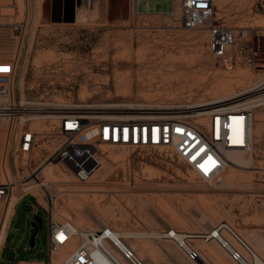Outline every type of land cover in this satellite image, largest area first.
<instances>
[{
  "label": "rangeland",
  "instance_id": "rangeland-1",
  "mask_svg": "<svg viewBox=\"0 0 264 264\" xmlns=\"http://www.w3.org/2000/svg\"><path fill=\"white\" fill-rule=\"evenodd\" d=\"M139 1L140 14L153 15L132 17L130 0H75L74 21L65 22L55 16L56 0H27L22 8L29 19L19 45L16 101L125 117L131 109L215 102L261 81L249 69H224L210 52L207 29L183 32L167 16L154 15L170 13L174 0ZM216 6V19L227 27L264 29V0H227L223 10L216 0ZM23 20L21 15L17 22ZM17 48L13 44L6 51L14 57ZM253 114L251 149L228 154L230 167L218 183L197 180L171 157L105 147L102 169L88 184H79L59 165H44L42 174L46 181L51 173L58 177L51 184L64 190L57 209L66 211L83 230H91L93 223L67 204L96 213L110 209L114 217L101 218L111 229L142 235L163 234L167 228L206 235L210 227L227 223L264 259V106ZM8 131V123L1 121L0 183L6 182L1 168ZM16 143L17 133L10 162L19 181ZM60 144L42 142L35 166L43 165ZM22 197L18 191L17 198ZM49 227L48 212L32 195L25 197L16 208L1 264L48 261ZM126 243L146 264H191L171 240ZM192 245L209 264H234L216 243L198 240Z\"/></svg>",
  "mask_w": 264,
  "mask_h": 264
},
{
  "label": "built area",
  "instance_id": "built-area-1",
  "mask_svg": "<svg viewBox=\"0 0 264 264\" xmlns=\"http://www.w3.org/2000/svg\"><path fill=\"white\" fill-rule=\"evenodd\" d=\"M130 4L134 18L153 15L140 14L139 0H130ZM5 11L13 14H3ZM21 15L24 20L18 23ZM164 16L183 32L207 29L210 52L224 69H249L261 81L250 92H240L227 102L138 108L132 115L118 117L103 110L91 114L15 102L18 58L0 61V122L8 123L10 135L17 133L14 166L19 176L16 183H0V264L16 208L29 195L49 214V259L19 264H146L131 248L121 246L122 240L111 228L79 230L71 220L57 219L59 193L45 185L41 166H35L42 142L50 146L61 143L44 164L60 165L79 184H88L102 169L100 154L104 147L174 158L197 180L208 183L223 179L230 167V152L251 149L255 109L248 100L254 95L264 97V29L221 24L216 19V0H174L172 11ZM28 19L27 9L20 8L19 0H0V29L14 32L19 43ZM18 191L23 197L16 202ZM203 240L216 243L234 264H263L256 251L227 223L215 226L211 234L203 235ZM185 243L187 239L177 248L189 263H198L199 253L187 249Z\"/></svg>",
  "mask_w": 264,
  "mask_h": 264
},
{
  "label": "bare ground",
  "instance_id": "bare-ground-1",
  "mask_svg": "<svg viewBox=\"0 0 264 264\" xmlns=\"http://www.w3.org/2000/svg\"><path fill=\"white\" fill-rule=\"evenodd\" d=\"M26 2H27V0H20L19 1L20 8H23L24 3H26ZM226 5H227V0H220V8H221V10H223ZM8 12H11V11H8ZM28 15H29V13H28ZM255 86L256 85H254L253 87L248 88L246 91L250 92V90H252ZM231 92H232V90H228L227 93L229 94ZM234 96H235V94L234 95H228V96H226L224 98L217 99L215 102H210V103L211 104H218V103L227 102L228 100H230ZM13 99H14L15 102H17L16 101V97H15V92H14V95H13ZM249 101H250L249 105H251V107L253 109L261 108L262 106H264V97L263 96L255 95L254 96V99H250ZM19 102H22L23 104H25L28 101H26L25 99L22 98V99L19 100ZM206 103H208V102H206ZM130 111H133V109H131ZM83 115L87 116V115H90V114L89 113H84ZM111 116H116V115L111 114ZM9 134H10V131H9ZM13 135H14V133H12L11 135H7V137H6V146H7L8 140H9V136H10V141H12L13 140ZM234 151H247V150H234ZM44 165H48V166L49 165H53L54 167L55 166H58L56 164H43V165H41V168H40V170H41L42 173L44 172L42 170V168H43ZM47 168L48 167H45L44 170H46ZM51 171H52V169H49V172L50 173H51ZM1 173H2V176L4 177V180L12 181V182H15V183L17 182L16 181L17 178L14 179L15 178L14 177L15 174H14L12 168H11L10 152H6L5 155H4V157H3V165H2V168H1ZM71 176L73 177L72 174H71ZM42 177L44 179L45 185H48V186H51V184L55 180L58 179V177H56L53 173H51V177L50 178H47V181L45 180L43 174H42ZM56 190L59 193V197H60V194L64 193V190L63 191H59V189H56ZM15 201L17 202L18 201V198L15 199ZM57 205H58V203H57ZM67 205H68L67 208L69 210L78 211L79 213H82L83 216H85L86 218H89L91 220V222L93 223V226H94L93 228L91 227V230H97V229H101L103 227L110 228V226L108 224H106L102 220V218H101L102 216H104L106 218H113L114 217V214H113V211H111L110 209L100 210L99 213H96V212H90L89 210L87 211V209H85L84 207H81L79 205L76 208L75 207H72L69 204H67ZM12 215H13V211L11 212V216ZM57 215L60 218H66V219L70 220L69 219V214L66 211H61L60 212L57 209ZM75 227L77 229H79V230H83V229H81V226H79V225H75ZM213 229H214L213 227H210L208 234H211L212 231H213ZM114 234H115V237H117V238H119V239L122 240L121 241V246L122 247H127V248H131L126 243V240L127 239H141V238L165 239V240H171V241H173L174 243H176V246H177L178 243H182L184 240L187 239V243H185V244H187L186 245L187 249H190V247L194 249V247L192 245V243L194 241L203 240V235H190V234H185V233L182 234L181 232H176L175 230H173L171 228H167L166 231L163 234L142 235V234L126 233V232H117V231H114ZM131 249L133 250V248H131ZM258 257H259V261L264 264V259L262 257H260L259 255H258ZM199 262L201 264H209V262L205 258H203L202 256H200V261Z\"/></svg>",
  "mask_w": 264,
  "mask_h": 264
},
{
  "label": "crops",
  "instance_id": "crops-1",
  "mask_svg": "<svg viewBox=\"0 0 264 264\" xmlns=\"http://www.w3.org/2000/svg\"><path fill=\"white\" fill-rule=\"evenodd\" d=\"M154 15H156V14H154ZM163 15H166V14H163ZM13 44L18 45L17 51L14 54V57L10 56L6 51L7 49L11 48V46ZM19 45H20V43L18 42V39H17L16 35L14 34V32H12L9 29H0V61H12L15 58H18ZM7 135H10L9 131H8ZM12 141H10V136H9L7 146L5 144L3 157H4L6 152H10V150H11L10 148L12 146ZM1 175H2V173H1Z\"/></svg>",
  "mask_w": 264,
  "mask_h": 264
},
{
  "label": "flooded vegetation",
  "instance_id": "flooded-vegetation-1",
  "mask_svg": "<svg viewBox=\"0 0 264 264\" xmlns=\"http://www.w3.org/2000/svg\"><path fill=\"white\" fill-rule=\"evenodd\" d=\"M55 16L65 22H73L75 18V0H56Z\"/></svg>",
  "mask_w": 264,
  "mask_h": 264
},
{
  "label": "water",
  "instance_id": "water-1",
  "mask_svg": "<svg viewBox=\"0 0 264 264\" xmlns=\"http://www.w3.org/2000/svg\"><path fill=\"white\" fill-rule=\"evenodd\" d=\"M32 226L35 228L36 227L35 223H33ZM37 236H38V230L36 231V233L33 235L32 239H31V249L32 250L35 249V247H36Z\"/></svg>",
  "mask_w": 264,
  "mask_h": 264
}]
</instances>
